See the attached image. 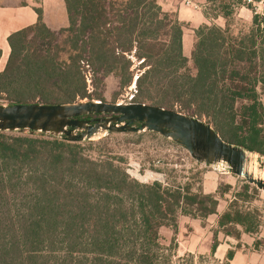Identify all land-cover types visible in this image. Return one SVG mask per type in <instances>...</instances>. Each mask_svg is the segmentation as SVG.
<instances>
[{
  "label": "trees",
  "instance_id": "16d2710c",
  "mask_svg": "<svg viewBox=\"0 0 264 264\" xmlns=\"http://www.w3.org/2000/svg\"><path fill=\"white\" fill-rule=\"evenodd\" d=\"M64 3L66 29L49 30L37 10L34 26L8 37L0 99L91 101L79 62L87 60L96 75H117L128 86L134 58L143 70L136 101L192 110L187 115L209 119L224 141L264 155V18L253 15L235 27L243 0H206L209 14L224 26L194 31L193 72L182 50V24L156 0ZM56 33L68 34L69 65L57 63L50 49L28 46ZM100 143L0 132V264H160L161 228L175 233L178 215L205 220L217 214L221 194L193 191L187 183H138L123 158L95 152ZM218 225L257 233L253 213L236 200L218 216Z\"/></svg>",
  "mask_w": 264,
  "mask_h": 264
},
{
  "label": "rangeland",
  "instance_id": "374dc122",
  "mask_svg": "<svg viewBox=\"0 0 264 264\" xmlns=\"http://www.w3.org/2000/svg\"><path fill=\"white\" fill-rule=\"evenodd\" d=\"M243 22L250 23L245 20L244 14L236 11L233 24L235 25V27L239 28ZM183 26L189 30L185 35V48H187L191 42V37H193L194 34L187 25L185 26L183 24ZM56 34L57 35L54 39L51 37L46 39L34 38V41L28 46L30 47V49L39 48L42 51H49L48 49H50V53L55 55V60L57 63L61 65H69V43L67 41L68 34ZM66 41L67 43L65 44ZM47 44H50L49 47H47ZM192 47L190 48V51L186 52L184 55L188 59V67L191 72H193L192 64L190 61ZM132 62L133 63L130 66V71H132L133 73L132 82L128 86H121V80L119 76H104L99 74L96 75L93 72L89 61L81 60L79 62V67L81 76L83 77L85 91L87 87L85 77L86 75H91V90L90 92L86 91V94L94 99L91 101H103L119 104L139 103V101L135 100V97L137 95L136 79L140 76L139 71H143L138 70V66L142 61H138L132 58ZM152 94L155 95L156 92L153 91ZM99 97L101 100L99 99ZM260 97L264 106V92H261ZM87 101L89 100L84 99L82 101L75 102L77 103ZM13 102V100L6 98V96H2V98L0 99V104L3 105L15 104ZM20 103L41 102L38 100H27L25 102L21 101ZM144 103L153 104L149 102ZM50 104L56 103L54 102ZM167 109H174L177 112L185 115H187V112L190 114H192L193 112L192 110L180 109V107H178L177 105ZM191 117L198 118L197 116ZM198 119H201L207 123L209 120L205 117H199ZM3 133L11 136L28 135L29 131L24 130ZM108 135L111 134L101 133L90 140L94 142L101 140V143L94 149L96 150L95 152L99 153V155L102 156V154H104L106 151H109L114 157L123 158V160L127 164V173L138 183L149 184L156 182L163 184L164 186L168 185L169 187H175L179 184L182 185L184 183H187L188 185H190L191 190L193 191L202 190L204 194H221V197L218 199V206H220V210H217V214L210 215L205 220L192 218L190 216L178 215V223L177 228L175 229V233L170 227L163 228H166L169 231L171 230L172 234L174 235L177 234L179 222L182 223L186 221L185 224H183L185 229L184 231L189 232L194 230V228L190 226L191 221L198 220L201 221V226H198L197 231L209 232V234H211L212 251L216 246V239L221 235L227 236L226 238H229L231 240L230 243L232 245V249H229L224 256L213 253H194L183 254L182 256L177 257L163 252V259L161 260L160 264H241L243 262L242 260L234 261V253L237 247H240V245L244 244V242H242L243 239L239 241L241 239V234H243L242 229L234 225L225 226L223 228L219 227L218 225V216L227 209L228 205L233 200H236L238 202V205L242 210L252 212L253 216L255 217L257 223V225L255 226L257 228V233L248 235H250L254 239L251 246L260 253L258 258L259 260L255 258L253 262L257 263L259 261L261 264H264V191L257 189L252 184L247 183L244 178L237 177L226 172L224 166L221 164L207 167L203 164L197 163L190 157L188 152L182 146L173 142L171 139L162 137L157 133H114L109 137ZM247 152H249L250 154H254L257 157L264 156L256 152ZM258 173L262 178L263 171L259 169ZM204 182L206 183V188H204ZM215 183L217 184L216 191L213 193H208L209 188H213V185ZM224 232H227L228 235H225ZM169 245V248H172L174 246L173 242ZM251 262L252 261L250 260V258L244 260L245 264H251Z\"/></svg>",
  "mask_w": 264,
  "mask_h": 264
},
{
  "label": "water",
  "instance_id": "95a60500",
  "mask_svg": "<svg viewBox=\"0 0 264 264\" xmlns=\"http://www.w3.org/2000/svg\"><path fill=\"white\" fill-rule=\"evenodd\" d=\"M92 115L104 116L83 119ZM24 130L75 143L90 141L101 133H157L182 146L197 163L207 167L221 164L226 172L264 191V156L257 157L263 177L254 178L246 171L249 152L224 141L209 123L174 109L141 102L0 104V132Z\"/></svg>",
  "mask_w": 264,
  "mask_h": 264
},
{
  "label": "crops",
  "instance_id": "0c3cea01",
  "mask_svg": "<svg viewBox=\"0 0 264 264\" xmlns=\"http://www.w3.org/2000/svg\"><path fill=\"white\" fill-rule=\"evenodd\" d=\"M190 1L192 5L187 7L182 0H156L164 12L174 14L182 26L183 24L185 26L187 25L193 34L197 28L203 25L224 26V20L221 17H214L209 14L206 0ZM37 10L41 12V20L49 30L57 32L68 27L69 21L64 0H0V73L4 70L10 54V48L7 42L8 37L14 32L34 26L38 21ZM236 11L244 14L247 22H251L253 17L251 10L244 6H239ZM187 31L189 30L183 26L182 50L184 55L190 51L194 43L193 35V37L190 36L191 42L189 46L185 48V35ZM204 188H206L205 182ZM216 189L217 184L215 183L213 188H209L208 193H213ZM219 208L220 206H218L217 210H220ZM185 222H179L177 234L174 235L171 230L169 231L166 228L160 229V243L167 254L177 257L183 254L194 253H213L224 256L229 249H232L231 240L226 238L227 236L221 235L216 239L217 243L212 251L211 234L209 232L197 231L198 226H201V221H191L190 226L194 230L189 232L184 231L183 224ZM241 240L244 244L235 250L234 261L242 260L243 262L241 264H245L244 260L250 258L252 261L251 264H261L259 261L257 263L253 262L255 258L259 260L260 253L251 246L254 239L250 235L243 233L239 241ZM172 241L174 246L170 249L168 246H170L169 244Z\"/></svg>",
  "mask_w": 264,
  "mask_h": 264
},
{
  "label": "built area",
  "instance_id": "2783aa9c",
  "mask_svg": "<svg viewBox=\"0 0 264 264\" xmlns=\"http://www.w3.org/2000/svg\"><path fill=\"white\" fill-rule=\"evenodd\" d=\"M185 6H191L190 0H182ZM244 7L250 6V9L253 13V15H257L264 18V0H243ZM90 78L91 75H86L85 81H86V91L90 92L91 85H90Z\"/></svg>",
  "mask_w": 264,
  "mask_h": 264
},
{
  "label": "bare ground",
  "instance_id": "6f19581e",
  "mask_svg": "<svg viewBox=\"0 0 264 264\" xmlns=\"http://www.w3.org/2000/svg\"><path fill=\"white\" fill-rule=\"evenodd\" d=\"M246 171L254 178H261L259 171V163L257 162V156L254 154H248V160L246 163Z\"/></svg>",
  "mask_w": 264,
  "mask_h": 264
}]
</instances>
